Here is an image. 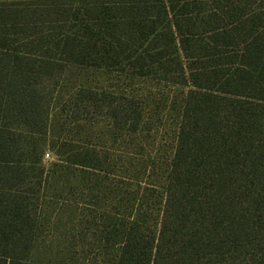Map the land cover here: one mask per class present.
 <instances>
[{
    "label": "trees",
    "instance_id": "trees-1",
    "mask_svg": "<svg viewBox=\"0 0 264 264\" xmlns=\"http://www.w3.org/2000/svg\"><path fill=\"white\" fill-rule=\"evenodd\" d=\"M74 69L188 86L140 208L147 166L124 155L118 167L87 141L91 120L73 116L78 134L51 136L57 158L43 162L49 91ZM81 94L111 134L141 130L143 100ZM70 181L98 209L86 221L106 228L100 261L36 259L56 185ZM0 264H264V0H1Z\"/></svg>",
    "mask_w": 264,
    "mask_h": 264
},
{
    "label": "rangeland",
    "instance_id": "rangeland-1",
    "mask_svg": "<svg viewBox=\"0 0 264 264\" xmlns=\"http://www.w3.org/2000/svg\"><path fill=\"white\" fill-rule=\"evenodd\" d=\"M65 79L63 83L61 82L62 85L49 91L51 134L48 137L43 162L49 164L57 158L55 150L51 147V136L64 138L75 137L78 134L76 128L78 121H74L73 116L91 120L93 129L90 130L88 142L97 145L103 151H111L115 156H119L120 161L124 155L138 159V169L142 165L147 166V171L138 177L136 187L138 189L136 208H140L143 201L142 189L160 183L163 170L173 152L182 102L188 86L166 84L138 76L129 78L116 72L89 69L68 70ZM84 87L127 93L143 100L145 110L141 130L131 137L119 131L111 134L110 121L105 118L104 112L95 105L85 107V104H88L87 98L84 99L83 94L77 95L80 88ZM79 124L85 125V122ZM79 140L81 144L86 138ZM114 161L118 167H122V161L119 162L116 158ZM72 184L70 181L56 185L57 198L49 212L50 222L42 228V235L37 243L36 259L44 261L62 259L66 262L82 256L88 260L102 259V248L106 245V240L103 235L101 238L99 235L103 234L106 228L101 226L99 219L86 221L88 216H92V210L94 216L98 209L95 205L89 204L93 202L90 201L88 188Z\"/></svg>",
    "mask_w": 264,
    "mask_h": 264
},
{
    "label": "crops",
    "instance_id": "crops-1",
    "mask_svg": "<svg viewBox=\"0 0 264 264\" xmlns=\"http://www.w3.org/2000/svg\"><path fill=\"white\" fill-rule=\"evenodd\" d=\"M1 1V0H0Z\"/></svg>",
    "mask_w": 264,
    "mask_h": 264
}]
</instances>
